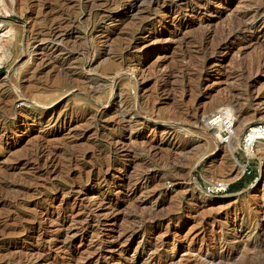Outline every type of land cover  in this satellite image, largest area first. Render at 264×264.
Listing matches in <instances>:
<instances>
[{"label": "rangeland", "instance_id": "rangeland-1", "mask_svg": "<svg viewBox=\"0 0 264 264\" xmlns=\"http://www.w3.org/2000/svg\"><path fill=\"white\" fill-rule=\"evenodd\" d=\"M162 1L0 0L18 56L0 63V89L29 97L0 107V264L264 259V155L241 150L264 124V33L239 25L264 29V0ZM48 23L68 40L62 69L20 77ZM224 107L229 139L209 126Z\"/></svg>", "mask_w": 264, "mask_h": 264}, {"label": "bare ground", "instance_id": "bare-ground-1", "mask_svg": "<svg viewBox=\"0 0 264 264\" xmlns=\"http://www.w3.org/2000/svg\"><path fill=\"white\" fill-rule=\"evenodd\" d=\"M51 1V0H50ZM53 1V0H52ZM55 1V0H54ZM162 1V0H161ZM163 1H165V2H163ZM162 1V3L164 4V3H174V2H176L175 0H163ZM24 2V1H23ZM148 2V1H147ZM151 2V1H150ZM142 3V2H141ZM161 3V4H162ZM63 4V3H62ZM44 5V4H43ZM102 5V4H101ZM41 6V5H40ZM164 6V5H163ZM46 8V7H45ZM44 8V9H45ZM41 9V8H40ZM246 9V8H245ZM249 9V8H248ZM253 9V8H252ZM257 9H259V8H255V9H253V11H255V10H257ZM39 10V9H38ZM251 10V9H250ZM263 11V10H262ZM39 12V11H38ZM40 12H42L41 10H40ZM71 12V11H70ZM140 12V11H139ZM249 11H245V12H243V15H246L247 13H248ZM241 13V12H240ZM254 13V12H253ZM263 13V12H262ZM42 13H40V15H41ZM47 14H42V17H44V16H46ZM67 16V15H66ZM252 16H253V14H252ZM251 16V17H252ZM47 17H49L48 15H47ZM76 17V16H75ZM136 17V16H135ZM46 18V17H45ZM56 18V17H55ZM244 18V17H243ZM249 18V17H248ZM142 19V18H141ZM251 19V18H250ZM52 20L53 21H56V20H54V18H52ZM245 20H246V18H245ZM245 20H244V22H245ZM251 20H253V19H251ZM249 22H250V20H248ZM239 22V21H238ZM244 22H240L239 23V25H240V29H242L241 30V32L243 31V34H244V36H247V37H252L254 40H256V39H258V37H259V34L261 35V34H263L264 33V29H262V26H260V27H254V26H250L251 28H252V30H251V32H249L248 31V29H249V25L247 26V22L246 23H244ZM38 23V22H37ZM59 23V22H58ZM57 23V24H58ZM252 23V22H251ZM37 25V24H36ZM39 25V24H38ZM42 25H44V24H42ZM237 25H238V23H237ZM45 26V25H44ZM70 26V25H69ZM156 26V25H155ZM58 27V26H57ZM135 27V26H134ZM137 27V26H136ZM238 29V28H237ZM33 30V29H32ZM9 32V31H8ZM7 32V34L8 35H5V34H3L4 36H6V37H0V63H2L3 61H5L6 60V58L7 57H9L10 56V62H12L13 60H15L18 56H16L15 55V53L13 52V50L11 49V46H12V41H11V39L12 38H10L9 37V33ZM38 32H39V34L41 33L43 36H42V38H40V40H41V45H39V46H37L38 47V50L41 52V54H39V55H41L40 56V60L38 61V63H34V64H32V66H31V63H30V67H28V65H27V67H25L26 69L25 70H23L21 73H20V77H23V76H25V74L26 73H28L30 76H32V78L34 79V78H36V76L39 74V73H41L45 68H47V67H52V69H55V68H57L56 70H61L62 68H61V65H62V62H64V60H63V58L62 57H60V55H57L58 53H60L62 50H64V46H66V42L68 41L67 40V38H65V37H63L61 34H58L57 33V31H56V25H55V23H54V25H53V23H48V25H46V27H41V28H39V30H38ZM60 32V31H59ZM239 32V31H238ZM245 32H246V35H245ZM6 33V32H5ZM175 34V33H174ZM37 36V35H36ZM33 38V37H32ZM65 38V39H64ZM85 39V38H84ZM228 39V38H227ZM36 41V40H35ZM85 41V40H84ZM29 42V41H28ZM121 42V41H120ZM125 44V43H124ZM78 45V44H77ZM127 45V44H126ZM225 45V44H224ZM26 48H27V43H26ZM72 48V47H71ZM73 49V48H72ZM85 50V49H84ZM29 51V50H28ZM57 52V53H56ZM113 52V51H112ZM119 52V51H118ZM121 52H123V51H121ZM35 53V52H34ZM260 53V52H259ZM223 54V53H222ZM83 55V54H82ZM244 57V56H243ZM37 62V61H36ZM102 62V61H101ZM111 63V62H110ZM114 64V63H113ZM117 64H119V63H117ZM199 64V63H198ZM9 66H11L10 65V63H9ZM22 66V65H21ZM110 66L112 67V65L110 64ZM68 67H70V66H68ZM110 67V68H111ZM24 68V67H23ZM107 68H108V66H107ZM51 69V70H52ZM95 69V68H94ZM102 69V68H101ZM55 70V71H56ZM91 70V69H90ZM49 72H50V70H49ZM54 72V71H53ZM91 72V71H90ZM101 72H103V71H101ZM110 72V71H109ZM228 72V71H227ZM48 73V72H47ZM59 73V72H58ZM108 73V72H107ZM111 73V72H110ZM170 73V72H169ZM100 74V73H99ZM171 74V73H170ZM169 75V74H168ZM168 75H167V77H168ZM173 75V74H172ZM228 75V74H227ZM238 75V74H237ZM45 76H46V74H45ZM45 76H44V78H45ZM56 76V75H55ZM66 76V75H65ZM161 76V75H160ZM70 77V76H69ZM170 77V76H169ZM57 78H59V77H57ZM163 78V77H162ZM161 78V79H162ZM31 79V78H30ZM26 80V79H25ZM56 80V79H55ZM164 80H166L165 78L161 81V83H157L156 85H157V87H156V90H160V91H163V90H165V87H167V85H166V83H165V81ZM23 81V80H22ZM57 81V80H56ZM74 81V80H73ZM78 81V80H77ZM96 81V80H95ZM30 82V81H29ZM80 82V81H79ZM57 83V82H56ZM77 83V82H76ZM53 84V83H52ZM97 84V83H96ZM168 84V83H167ZM54 85H55V82H54ZM155 85V84H154ZM7 86V85H6ZM28 86V85H27ZM52 86V85H51ZM10 86H7V88L6 87H4V88H2V89H0V107L1 108H7L6 110H8V111H14V110H16V108H14V100L17 98V97H19L20 95L21 96H23L24 97V95L25 96H27L28 97V92H25V91H23L22 89H23V86L21 87H14L15 88V90L18 92V93H16V91H15V94H14V92L12 93V90H11V88H9ZM13 87V86H12ZM33 87V86H32ZM89 87V86H88ZM27 88H29V87H27ZM26 88V90L28 91V89ZM35 88V87H34ZM60 88V87H59ZM97 88V87H96ZM18 89V90H17ZM33 89V88H32ZM62 89V88H61ZM125 89V88H124ZM123 89V90H124ZM249 89V88H248ZM34 90V89H33ZM84 90V89H83ZM96 90V89H95ZM122 90V89H121ZM257 90V89H256ZM255 90V91H256ZM99 91V90H98ZM30 92H31V89H30ZM29 92V93H30ZM249 92V91H248ZM252 92H254L253 90H252ZM252 92H251V95H252ZM257 92H260V91H257ZM256 92V93H257ZM262 93V92H261ZM260 93V94H261ZM31 94V93H30ZM119 94V93H118ZM122 94V93H121ZM32 96V95H31ZM255 96H256V94H255ZM254 96V97H255ZM258 96V95H257ZM261 96V95H260ZM91 97V96H90ZM116 97H117V95H116ZM120 97H122V96H120ZM25 98V97H24ZM29 98V97H28ZM27 98V100H29ZM258 98V97H257ZM33 99V98H32ZM122 99V98H121ZM171 99V98H170ZM258 99H260V97L258 98ZM38 100V99H37ZM30 101H31V99H30ZM36 101V100H35ZM39 101V100H38ZM120 101V100H119ZM209 101V100H208ZM226 102V101H225ZM33 103H34V101H33ZM37 103H39V102H37ZM37 103H35V104H37ZM121 103V102H120ZM145 103V102H144ZM43 104V103H42ZM258 104V103H257ZM44 105V104H43ZM154 105V104H153ZM205 105V104H204ZM152 109V108H151ZM239 109V108H238ZM4 110V109H3ZM241 110V109H240ZM239 110V111H240ZM2 111V110H1ZM20 111V110H19ZM178 111V110H177ZM222 111H225L224 113H221V116H223L224 115V118H222V120L224 119V122H222V120H219L220 118H221V116H219V117H217L216 119H213L212 120V122L209 124V126H211L212 127V132L214 133V134H217V135H221L222 133H224V139H229V138H233V136H236V131H237V129L238 128H236L234 131H232L231 132V126H233L234 125V121H232V113H231V117H230V112H232V110H231V108L229 109V107H227V109L224 107V109L222 110ZM228 111V112H227ZM238 111V110H237ZM238 111V112H239ZM257 112L258 111H254L253 113H254V115L256 116V115H258L257 114ZM6 113H7V111H6ZM225 113H226V115H225ZM259 113H260V111H259ZM119 115V114H118ZM152 116V115H151ZM235 116V115H234ZM233 116V117H234ZM237 116V115H236ZM225 118H227V119H225ZM151 119V118H150ZM234 119V118H233ZM172 120V119H171ZM243 120V119H242ZM155 121V120H154ZM173 121V120H172ZM183 121V120H182ZM244 121V120H243ZM153 122V121H152ZM151 122V123H152ZM158 122V121H157ZM189 122V121H188ZM155 123V122H154ZM159 123V122H158ZM237 124H239L240 122H236ZM235 123V124H236ZM86 124V123H85ZM243 124H244V122H243ZM86 126V125H85ZM210 127V128H211ZM238 127V126H237ZM89 128V127H88ZM211 130V129H210ZM168 136H173L172 135V132H168ZM244 136V135H243ZM243 136H242V138H243ZM171 139V138H170ZM167 141H168V139H167ZM170 141V140H169ZM174 142V141H173ZM133 144V143H132ZM223 144V143H222ZM227 146V145H226ZM219 147V146H218ZM221 147V146H220ZM225 148H227V147H225ZM224 148V146H223V148H221L222 150H226ZM228 151H229V154H228V156L231 158V159H233V148L229 145V147H228ZM253 150H256L257 152H259L260 153V155H264V144H262V143H260L259 141H254L253 143H252V148H251V151H247V150H245V153L247 154V156H251L252 154L254 155V153H256V151H253ZM40 152V151H39ZM253 152V153H252ZM92 157V156H91ZM229 158V159H230ZM30 159V158H29ZM61 160V159H60ZM68 161V160H67ZM236 166H238L237 164H236ZM109 167V166H108ZM239 167V166H238ZM76 168V167H75ZM80 170V169H79ZM6 172V171H5ZM60 177V176H59ZM235 177V176H234ZM1 189V188H0ZM161 197V196H160ZM264 218V217H263ZM4 228V227H3ZM4 238V237H3ZM247 251H245V253H246ZM255 253V252H254ZM244 255V254H243ZM248 256H250V255H248ZM247 256V257H248ZM245 261H246V258L244 259V261H243V263H245ZM247 262V264H264V259H262V256L258 253V254H254L253 256H250V258H249V260L248 261H246Z\"/></svg>", "mask_w": 264, "mask_h": 264}, {"label": "built area", "instance_id": "built-area-1", "mask_svg": "<svg viewBox=\"0 0 264 264\" xmlns=\"http://www.w3.org/2000/svg\"><path fill=\"white\" fill-rule=\"evenodd\" d=\"M259 141L264 144V124L256 123L246 127L244 130V136L241 140V150L245 153V150L251 151L252 143ZM246 155V154H245ZM249 157V156H248ZM250 169L247 164L244 166V173L248 174ZM227 184L217 182L213 187H210L209 191H226Z\"/></svg>", "mask_w": 264, "mask_h": 264}, {"label": "trees", "instance_id": "trees-1", "mask_svg": "<svg viewBox=\"0 0 264 264\" xmlns=\"http://www.w3.org/2000/svg\"><path fill=\"white\" fill-rule=\"evenodd\" d=\"M243 187V183L241 181L234 183V184H229L226 188V191L228 192H234Z\"/></svg>", "mask_w": 264, "mask_h": 264}]
</instances>
